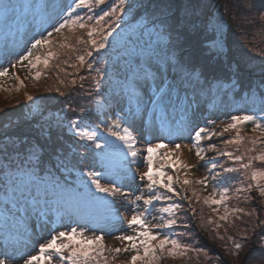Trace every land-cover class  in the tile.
Masks as SVG:
<instances>
[{"label": "trees", "instance_id": "16d2710c", "mask_svg": "<svg viewBox=\"0 0 264 264\" xmlns=\"http://www.w3.org/2000/svg\"><path fill=\"white\" fill-rule=\"evenodd\" d=\"M115 1L105 2L100 7H94V19L97 15H102L103 11H108L109 6H113ZM250 1L254 9L256 8L255 4L261 5L257 10L253 9L252 12L243 11L239 23L244 29L250 30L248 35L252 38L256 37V31H253L254 28L258 27L259 29L261 25L260 31L262 30L261 33H263L261 36H264V19L263 24L250 22L253 13L260 11L264 17V0ZM12 2L15 11L10 16L0 17V70L8 67L9 74L15 68H23L22 65L12 68L11 64L31 47V43L34 42L33 37L38 38L40 32L52 30V24L64 15L61 8H65L66 5L72 3V0H12ZM193 2L194 0H143L138 11L132 15L130 14L128 23L121 26L122 29L127 28L122 32V37L119 38L118 42L114 41L112 46L106 50L101 49L99 52L92 50V56H86L85 60L88 63L99 55V59L103 61V68H100V71L103 75H106L102 81L100 80L99 91H97L96 80L93 78L97 73H93V66L90 68L88 66L85 70L84 65H82L81 72H77V78L75 79L77 84L82 76V91L89 93L90 96L88 94H79V96L74 94L69 97L73 99V103H76L78 115L86 118V123L98 125V131L102 132L105 131L107 124H101V120H105L110 124L116 115L123 117L129 112L135 113L134 118H130L131 120L129 119V122L123 125L124 127L141 123V131L145 134L144 139L151 140L153 136H148L149 133L157 134L156 138L161 140L163 144L174 146L175 143L182 144L191 139L190 136V139L187 137L188 128L182 127L180 123L184 118L183 109L189 104L191 105L189 109L190 116L194 115L199 106L206 105L207 109L213 110L207 111L205 119H211V117L213 119L218 115L223 117L227 113L231 116L253 114L264 117V112L260 111L259 103H253L252 101L253 94L258 97L264 93V70L262 72H254L255 70L251 72L245 68V73L239 67L233 68L231 65L232 60L239 50L237 48L234 50L230 46L229 40L224 39L225 35L229 36L233 24L228 20L227 23L222 22L219 24V29L214 30L223 44V55L226 58L216 57L215 53L210 54L202 49L206 38L209 39V35L212 33L205 26L206 16L209 14L211 16L215 10L222 19H226V13L229 12L230 15L233 3H227L229 0H217L213 3V7L207 9V12H200ZM185 13H187V16H185ZM168 15L179 18L181 24L168 41L161 42L157 36L158 23L153 24L150 21ZM42 16L46 19H42ZM85 18L87 19V17ZM94 19L88 21V23L91 24ZM87 47L89 46H79L74 57L83 54L84 49ZM260 51L264 52V48ZM172 57H175V66L171 62L170 58ZM149 60L153 66V71L156 67L161 69L156 83H160L162 79L161 86L169 91V96L165 97L155 111H153V106L147 103V98L153 96L152 82L138 89L139 95L145 102L139 109L136 101L131 98L128 92V84L131 83L133 71L138 69L139 64L148 66L147 61ZM53 61L57 63L55 60ZM26 62L24 63L26 64ZM68 62L75 61L69 60ZM258 63L264 68V64H261L264 61H258ZM229 67L236 69V76L228 69ZM187 72L199 73L200 82H189L185 78ZM253 74L257 76H253ZM114 76L117 80L113 82L112 78ZM24 82L25 87H27L26 81ZM93 88L94 94L89 99ZM219 100H222V102L220 101L221 110H218ZM98 101L104 105L99 110ZM236 101L239 103V108L233 107ZM86 110L89 112L84 115L83 112ZM162 120H166L171 126V135L161 127ZM198 127H200V124H196V120L193 118L191 128ZM35 128L39 134L35 133L31 137V141H29L28 136L29 143L20 137L16 138L24 145L20 144L19 146L22 147L23 154L26 153L30 145L39 146L43 161L41 166L50 170L52 177L58 180L66 190L63 199L60 200V206L73 214L70 219L66 218L63 226L52 225L40 228L38 227L39 221L36 220V214L30 207L28 209L30 215L25 213L27 201L21 199L19 193L5 191L4 182L0 179V252L7 251L11 253L15 240L20 239V258H27V255L32 253L40 242L49 238L51 228L66 230L70 225L75 226V221L87 225L91 234L92 232L96 234L103 233L107 237L132 234L127 229L126 223L120 219V217H126L130 213V206L121 204L119 198L114 204L106 203L103 205V199H93L87 194L88 190L84 184L91 180L86 175L88 170L105 172L109 167L119 169L122 163L120 156L117 154L108 160L101 159L102 154L95 153L88 143L80 140L75 135H73L74 139L71 142L67 141V136L61 141L58 136L54 135L53 131L47 134L44 130L36 126ZM7 138L15 137L10 136V132L0 134V141ZM110 138L114 137L110 136ZM101 139H103V136ZM191 142L193 141L191 140ZM85 145L87 146L85 147ZM63 157H67V159L65 160ZM110 160L115 162V166L109 164L108 167V161ZM61 161L68 165L67 170L64 169ZM129 162L124 161L123 163L132 168L133 165ZM101 183L107 185L109 181L101 178ZM138 184H141L140 181H138ZM127 185L126 181L125 186ZM140 189L141 187L137 190L129 189L126 192H132L133 195H136L140 193ZM91 191L96 198L105 196L104 193L97 194L94 187ZM57 199V197L49 196V204L55 207L53 202ZM108 199L111 200L112 198L108 197ZM257 211L260 214L259 208H257ZM76 214L85 219H78ZM153 214L157 215V212ZM262 216L261 213L260 217ZM190 223L187 229H191V227L199 229L192 233L193 238L191 240L197 243L194 249H202V251H190L185 264H264V240L258 239L256 235V231L260 236L264 235L263 226L254 228L256 230L252 232V229L249 228L250 222L248 219H245L246 230L241 229V225H235L233 229L236 231L235 227L240 226L237 231H240L238 232L240 236H245L240 237L241 242H243L242 248L234 250L235 244L231 240L224 243L222 239L217 237L215 232H211L204 224L200 222L198 224L197 222ZM26 230L31 235V239L27 241L24 240ZM233 237L235 238L236 235L231 236L232 239H234ZM6 242L9 245L7 248H5ZM108 264H111V262H108Z\"/></svg>", "mask_w": 264, "mask_h": 264}, {"label": "snow or ice", "instance_id": "6c2138e0", "mask_svg": "<svg viewBox=\"0 0 264 264\" xmlns=\"http://www.w3.org/2000/svg\"><path fill=\"white\" fill-rule=\"evenodd\" d=\"M126 0H119V4L109 6L108 11H103L102 15L95 17V23L89 24L88 21L94 19L93 16H81L77 9H93L96 6L104 5L105 0H72V3L61 8L64 15L60 16L54 24L52 30L40 32L38 38L33 37L31 47L25 54L20 55L16 61L11 64L12 68L17 65H22L30 70H35V76L32 78L39 80L44 69L50 67L51 61L59 60L64 56H69L71 51L78 48L79 45L89 46L84 49L83 54L77 55L76 59L79 64L83 65L86 56H92V50L99 52L108 46V38L118 28L120 17L117 15L123 12V6ZM66 9V10H65ZM15 11V6L12 0H0V17L10 16ZM187 16V13H185ZM108 18H113L107 25L105 30L104 24ZM42 19H46L42 16ZM264 19V17H262ZM153 24L159 25L157 33L158 40L161 42L168 41L173 32H176L180 27L179 18L168 15L164 18L153 19L150 21ZM67 30V31H66ZM86 32L87 38L82 34ZM99 36V39H97ZM62 37V39H61ZM213 48L218 55L224 54L223 44L220 42H213ZM44 50V51H40ZM40 54H36L37 52ZM173 66H175V57L170 58ZM27 61V64L24 62ZM65 63L67 61L65 60ZM139 64V61H138ZM148 66L139 64L137 70L132 73L131 83L128 84V92L132 99L136 101L137 108L144 105V99L139 95L138 89L142 86L148 85L149 82L153 84V96L147 98V103L153 106V111L156 110L165 99L169 96V91L162 87V79L160 83H156L158 74L161 69L155 68L151 61H147ZM59 67V64L56 65ZM76 67V65H73ZM91 65H89V68ZM63 71V69H61ZM98 77L103 76L100 69H96ZM9 68L5 67L0 70V78L7 77ZM186 79L189 82H200L199 73L187 72ZM19 81V87H25L24 81L20 80L18 76L15 77ZM64 84V80L59 81ZM75 80L72 81L75 84ZM99 79L96 80L97 91H99ZM60 91L59 88L56 89ZM28 100H33L31 95H28ZM253 103H259L260 111L264 112V93L260 96L253 94ZM98 110L104 107L99 101ZM191 105H187L183 109L184 118L181 120V126L187 127L191 123V116L189 109ZM68 111H74L69 105ZM135 113L129 112L126 116L116 115L110 124L105 120H101V124H107L105 132L108 134L103 137V144L98 142L101 134L98 131V125H89L86 123V118L82 115L76 119L68 120V130L72 132L80 140L94 142L96 149H107L102 153V158L105 160L110 159L113 155H119L121 158V166L119 169L109 168L105 172L88 170L86 175L91 178L87 185L88 195L93 199H103L107 204L116 203L117 198L121 204L130 206V216L120 217L127 225V229L132 234H121L115 239L121 242H127V246L123 249H112L114 255L121 252H132L130 264H160V261L165 257L184 256L189 251L200 252L202 249H194L191 245L182 243L180 239L174 238L167 230L173 229L177 225L178 219L176 216L177 211L181 208L180 204L168 203L167 206L157 209L156 205L159 202L172 201L174 197H180L181 200H189L186 192L183 191V185H190L192 181L185 178L181 182V178L177 173V164L179 162V153L181 145L175 143L174 146L169 144H152L147 143L143 150L137 148V137L130 131L128 127L123 125L129 122L130 118H134ZM215 124V121L211 122ZM63 118L58 117L56 126L61 127ZM247 124H252V132L260 133V135H252L245 137L241 135V127ZM161 127L168 131L169 135L172 134L171 126L166 120L161 121ZM235 131V136L226 139L223 143L227 145L236 146L233 151L217 150L216 143L207 145V151H215L217 156L227 157L234 165L238 167H225L224 164L219 163L215 157H209L211 168L208 169L210 175H205L195 183L203 185L207 190L209 181H216L212 186V192L203 197L204 205L210 207L213 213H219V206H224V215H219V221H229L230 216L238 212H244L242 208L229 209L227 201L231 198L229 193L233 191L231 188V178L226 176V173L243 172L246 179L254 183H247L245 188L236 187L234 192L237 197L242 192H251L253 189L257 190L261 197H264V169L254 168V162H264V151L259 154L255 153L257 145L264 144V117H258L253 114L232 115L230 122L227 123L222 131L217 132L214 127H198L193 129L190 133L193 143L189 147V151L195 150L196 157L203 161L206 155V149L203 142L212 140L213 137H222L225 132ZM115 137L116 140H110L108 137ZM117 141L120 143L118 144ZM87 145H85L86 147ZM243 149V151H241ZM19 154L22 150L16 147L15 142L11 144L0 145V153L3 154L4 161L0 162V179L5 183V189L13 193H19L21 199L27 201L25 213L29 214V207L35 212L36 220L39 221L38 227L45 228L52 225L63 226L66 218L70 219L72 212L62 209L60 200L63 199L65 188L58 180L52 177L50 170L43 168V163L40 156V148L38 145H30L26 150L25 161L21 164H14V161L9 159V151ZM163 152V155H159ZM239 153V154H237ZM177 154L176 159H170V156ZM131 158V163L140 162L141 165H146V170L139 174L140 181H146L144 184L145 191L133 195L132 192H125L123 187L125 182L129 179H135V173L131 168L123 163ZM59 159V157H58ZM66 160L67 157H64ZM65 170L68 165L61 161ZM159 165L156 167V165ZM75 167V166H73ZM172 170L173 175H169L165 168ZM180 167L191 168L195 165L180 164ZM220 168L222 171L213 172L214 169ZM59 170V169H57ZM41 173H44L43 175ZM101 178L109 181L107 185L101 183ZM244 183L243 180L240 181ZM174 185H181V190H178ZM131 187V185H127ZM94 187L96 192L104 193L103 198H96L95 194L91 191ZM33 189L35 192L33 193ZM163 189V191H161ZM193 195L196 196L197 201L201 199L199 193L194 191ZM49 196L57 197L53 203L55 207L49 204ZM111 197V200H108ZM219 197V198H217ZM245 199H255V197L246 196ZM191 203V202H190ZM216 207H213V206ZM195 212V208L191 209ZM161 212L167 216H156L153 213ZM252 215L251 212L248 213ZM155 221V222H153ZM208 223L212 224L214 221L209 218ZM221 225L216 223V227ZM89 229L87 225H82L79 221H75V226H69L66 230L50 229V236L46 241L40 242L36 254L27 255L23 260V264H108V256L104 244V234L97 235L92 232L88 235ZM222 238V237H221ZM264 240V235L260 237ZM31 239L28 231H25L24 240ZM155 242V243H154ZM8 242L5 243L7 248ZM26 246V245H25ZM237 250L242 248V244L236 243ZM0 264H9L11 260L20 258V239L15 240L13 244V251L11 253L4 251L0 252Z\"/></svg>", "mask_w": 264, "mask_h": 264}, {"label": "rangeland", "instance_id": "374dc122", "mask_svg": "<svg viewBox=\"0 0 264 264\" xmlns=\"http://www.w3.org/2000/svg\"><path fill=\"white\" fill-rule=\"evenodd\" d=\"M112 0H105V2L109 3ZM217 2V0H194L193 4L196 6V8L200 12H207V9L213 7V3ZM143 3V0H126V3L123 6V12H119L117 15L120 17L119 19V27L116 28V30L112 33V35L108 38V46L104 49L106 50L108 47L112 46L113 42L119 41V38L122 37V32L125 29H122L121 26L128 23L130 20V14H134L138 11L140 5ZM227 3H233L232 11L226 13V19H222L219 14L214 10L213 14L210 16L207 15L206 19L204 21L205 26L210 33L209 39L206 38L205 45H203V51H206L207 53H215L214 55L217 57H222V59L226 58L224 55H218L216 51L213 48V42H220V39H218V35L216 31H214L216 28L219 29V24L222 22L227 23L229 20L230 23L233 24L231 26V31L229 33V36L225 35L224 39L229 40V44L234 50L237 48L239 52L236 53V56L233 57L232 60V66L233 68L239 67L240 69L245 72V68L251 72L255 70L254 72L263 71V66H260L258 61L263 62L264 61V52L260 51V49L264 48V36H261L262 30L261 25L258 27H255L253 31H256V37L252 38L249 37L248 33L250 30L247 28H243L240 25V16L243 11H253L254 7L250 0H229ZM119 4V0L115 1V4ZM261 5V4H260ZM258 4H255L256 8L254 10H257L260 6ZM100 7V5H99ZM77 12L80 13L81 16L87 17V16H93L95 14V11L93 9H77ZM261 12L253 13L252 19H250V22L253 23H259L263 24ZM86 19V18H85ZM113 18H108V20L104 24L105 30L107 29L108 23L111 22ZM95 23V19L91 24ZM130 25V24H129ZM200 28V27H199ZM214 28V29H213ZM196 29V28H195ZM67 31V30H66ZM82 34L87 38L86 32H83ZM194 31V30H193ZM196 31V30H195ZM194 31V32H195ZM252 31V32H253ZM193 32V33H194ZM62 39V37H61ZM97 39H99V36H97ZM114 39V40H113ZM226 42V40H225ZM81 46V45H79ZM78 46V47H79ZM44 51V50H40ZM78 51V48L74 51L70 52L69 56L62 55L59 60L51 61L50 67L48 69H44L43 65H40L41 70L43 71V75L39 80H35L32 77L35 76V70H30L29 68H26L23 66V68H15L13 72L8 74L7 77L0 78V134H5L7 132H10V136H13L15 138H7L0 141V145L3 144H11L12 142H15L17 148H22L19 146L22 144V142L18 141L16 138L20 137L24 141L28 142V136L29 141H31V137L33 135L39 134L37 130H35V126L37 128H40L44 130L47 134H50L52 131L54 132V135L58 136L59 139L62 141L63 138L66 136L68 137V142H71L74 137L73 133L68 130V120L69 119H76L79 117L78 112L76 110V103L72 102V98L69 96L71 95H78L79 94H88L85 93L84 90L82 91V76L77 84V81L75 80L77 78V72L82 70V65L79 64L77 59L74 57V54H76ZM36 54H40L38 51ZM99 55L91 59L88 63L87 61L83 64L85 67V70H87L88 66H93V73H97L96 69L103 68V61L102 59H99ZM65 60L67 63H65ZM69 60H74L75 62H68ZM244 63V64H243ZM27 64V62H26ZM59 64V67H56V65ZM264 64V63H261ZM73 65H76V67H73ZM63 69V71L61 70ZM230 71H232V74L236 76L237 73L236 69L228 68ZM246 73V72H245ZM18 76L20 80L26 81L27 87L20 88L19 87V81L15 79V77ZM105 74L101 77H98V75H94L93 78L95 80L99 79V81L103 78H105ZM253 76H257L254 75ZM84 77V76H83ZM257 78V77H255ZM64 80L65 83L61 84L59 81ZM113 82L117 79L115 76L112 78ZM75 80V84L72 83V81ZM25 83V82H24ZM59 88L60 91L57 92L56 89ZM93 90L91 93V97L93 96ZM28 95H31L33 97V100H28ZM65 95V96H64ZM222 100H219L218 102V110H221V103ZM69 105L71 106L74 111H68ZM83 106V103H82ZM233 107L239 108V103L236 101ZM213 111L209 108H206V105L199 106V109L194 112V115L191 116V123L187 126V137L190 139V133H193V128H191L193 123V118L196 120V124H200V127H214L217 132L222 131L223 127L230 122V114L227 113V115L220 117L221 115H218L216 117H211V119H205L207 111ZM89 111H84V115L88 113ZM222 112V111H221ZM224 112V111H223ZM246 113V111H245ZM58 117L63 118V124L61 127L56 126V120ZM131 120V119H130ZM200 121V122H199ZM215 121V124H212L211 122ZM89 125H95L92 123H88ZM252 124H247L241 127V135L245 137H249L252 135H260V133H253L252 132ZM130 131L137 137V148L140 150H143L147 143L152 144H158L162 143L161 140L156 138V135H153L151 133L147 134L148 136H153L151 140L144 139L145 134L142 133V124H131L128 126ZM100 134L104 137L108 134L105 131H99ZM235 131H229L225 132L224 136L222 137H213L212 140H205L203 142V146L206 149V155L205 159L203 161L199 160L198 157L195 155V150L189 151V147L193 142H191V139L185 143L180 144L181 150L179 155V162L177 164V173L181 178V182L187 178L188 180L192 181L190 185H183V191L187 193L189 200H181L180 197H174L172 201L167 202H159L157 203L156 207L157 209L167 206L168 203L172 204H180L181 208L177 211L176 216L178 219L177 225L173 226V229H170L168 232L170 235H172L174 238H178L181 240L182 243L189 244L192 246V248L195 247L197 243L192 241L193 238L192 233L199 230L198 228L187 229L188 225H190V222H200L201 224H204L207 226L211 232H215L218 238L222 239L224 243L230 242V240L236 244L241 242L240 234L237 231L239 230V227H235L236 231L233 229L235 225H241V229L246 230L245 228V219H248L250 222V227L252 229V232L255 231L254 228H257L259 226L264 227V197H261L257 190L253 189L251 192H242L239 194V197L236 196L234 189L236 187L245 188L247 186V183H254L249 179H246L244 177L243 172H236V173H226L225 175L231 178V188L233 191L229 193L231 198L227 201V206L229 209L232 208H242L244 209V212H238L235 215L230 216L229 221H219V215H224V206H219V213H213L212 209L203 203V197L208 196L212 192V186L216 184V181L210 180L207 190L204 189L203 185L195 183L197 180L201 179L205 175H210L208 169L211 168V162L209 160V157H215L219 163L224 164L225 167H238V165H234L232 161L228 160L227 157L223 156H217V153L215 151H207V145L210 143H216L217 144V150H224L227 148L229 151H233L236 146L234 145H225L223 143L224 140L230 139L235 136ZM101 136V137H102ZM110 138V136H109ZM222 138V139H221ZM111 139V138H110ZM111 140H116V138H112ZM86 142V141H85ZM103 144V139L100 138L98 141ZM65 143V141H63ZM91 147V149H94L95 153L98 155L105 152V149H96L94 147V142L87 141ZM119 144L120 142L117 141ZM62 148V147H61ZM60 148V152H61ZM22 150V149H21ZM243 151V149H241ZM262 151H264V144L257 145L255 153L253 154H259ZM24 151L22 150L19 154L13 151H9V159L14 161V164H21L25 161V154H23ZM22 154V155H21ZM74 154V153H71ZM239 154V153H237ZM159 155H163V152H160ZM176 155L174 154L170 156V159L174 160L176 159ZM64 156V155H62ZM64 158V157H63ZM101 159L102 155H101ZM131 161V158L129 157V160ZM0 162H5L3 154L0 153ZM109 164H112V166H115V162L108 161V167ZM133 167L132 172L135 173V179H130L129 183L127 181L128 185H131V187L124 186L123 190L126 192V190H137L141 187L140 191H145L144 184L146 181H140L139 180V174L146 170V165H141L140 162L131 163ZM180 164H187V165H195V167L191 168H184L180 167ZM159 165L157 164L156 167ZM110 168V167H109ZM254 168L257 169H264V162L255 161L254 162ZM165 171L169 175H173V172L169 168H165ZM222 171L220 168H216L213 170V172H220ZM243 180L244 183H241L240 181ZM138 181H140L141 184H138ZM90 181L85 182L84 184H89ZM2 187V186H1ZM178 190H181V185H174ZM5 188V183H4ZM88 190V189H87ZM5 191H7L5 189ZM163 191V189H161ZM196 191L199 193V196L201 199L197 201L196 196L193 195V192ZM8 193H11V191H7ZM97 194H102L97 192ZM145 194L146 191H145ZM246 196L255 197V199H245ZM219 198V197H217ZM109 200V199H108ZM191 202V203H190ZM106 204L103 202V205ZM100 205V204H99ZM103 207V206H99ZM195 208V212H193L191 209ZM213 207H216L215 205ZM114 208V207H112ZM257 208H259L260 214L262 213L263 216L260 217V214H258ZM128 210V209H125ZM251 212L252 215L249 216L248 213ZM131 213L128 215L130 216ZM162 214L167 216L165 213H161L157 211L156 216H161ZM128 215L126 217H128ZM77 218L81 219L82 217L76 214ZM83 216V215H82ZM211 218L214 223L209 224L208 219ZM82 219H85L84 217ZM155 222V221H153ZM216 223H219L221 226L219 228L216 227ZM64 230V229H60ZM263 233V232H262ZM88 235H91V233L88 231ZM255 234V233H254ZM99 235V234H97ZM236 235L234 239L231 238V236ZM256 235L258 239H261L260 235L256 231ZM117 237V236H115ZM115 237H107L104 236V244L106 247V255L108 256V262H111V264H130L131 256L134 254L132 252H121L118 255H114L112 253V249L115 248H121L127 246V242H121ZM222 237V238H221ZM43 239V238H42ZM44 242V241H43ZM155 243V242H154ZM38 248V247H37ZM37 248H35L32 253V255L36 254ZM234 250H236L234 245ZM196 249V248H195ZM190 251L184 255V256H174V257H165L160 261V264H185L188 260ZM25 258H20L17 260H14L13 262H9V264H23V260Z\"/></svg>", "mask_w": 264, "mask_h": 264}]
</instances>
